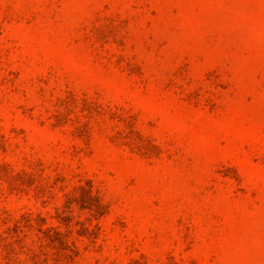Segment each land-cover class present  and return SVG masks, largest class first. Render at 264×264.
Returning a JSON list of instances; mask_svg holds the SVG:
<instances>
[{"label":"rangeland","instance_id":"374dc122","mask_svg":"<svg viewBox=\"0 0 264 264\" xmlns=\"http://www.w3.org/2000/svg\"><path fill=\"white\" fill-rule=\"evenodd\" d=\"M0 264H264V0H0Z\"/></svg>","mask_w":264,"mask_h":264},{"label":"trees","instance_id":"16d2710c","mask_svg":"<svg viewBox=\"0 0 264 264\" xmlns=\"http://www.w3.org/2000/svg\"><path fill=\"white\" fill-rule=\"evenodd\" d=\"M15 228H17V226L15 225Z\"/></svg>","mask_w":264,"mask_h":264}]
</instances>
